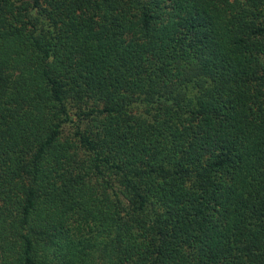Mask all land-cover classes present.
Wrapping results in <instances>:
<instances>
[{
    "label": "trees",
    "instance_id": "1",
    "mask_svg": "<svg viewBox=\"0 0 264 264\" xmlns=\"http://www.w3.org/2000/svg\"><path fill=\"white\" fill-rule=\"evenodd\" d=\"M0 264H264V0H0Z\"/></svg>",
    "mask_w": 264,
    "mask_h": 264
}]
</instances>
